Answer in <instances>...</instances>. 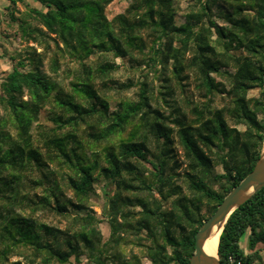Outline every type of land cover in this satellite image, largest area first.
<instances>
[{
    "label": "trees",
    "instance_id": "1",
    "mask_svg": "<svg viewBox=\"0 0 264 264\" xmlns=\"http://www.w3.org/2000/svg\"><path fill=\"white\" fill-rule=\"evenodd\" d=\"M33 1L39 8H5L35 46L10 57L0 81V264H141L129 244L150 264H189L202 221L252 170L264 141V0H196L180 25L173 0H128L110 19L113 0ZM115 59L157 73L156 95L141 81L136 100L112 99ZM190 72L200 98L185 100L187 117L174 94ZM220 95L229 102L217 108ZM44 111L49 125H36ZM99 180L105 240L91 207ZM37 211L67 224L40 223ZM261 252L264 187L231 213L217 245L221 264H264Z\"/></svg>",
    "mask_w": 264,
    "mask_h": 264
},
{
    "label": "rangeland",
    "instance_id": "2",
    "mask_svg": "<svg viewBox=\"0 0 264 264\" xmlns=\"http://www.w3.org/2000/svg\"><path fill=\"white\" fill-rule=\"evenodd\" d=\"M23 1L25 4L39 8V5L35 3L33 0H23ZM173 2L176 9L175 21L177 25H180L184 21L183 18L184 15L188 12V10L191 7L196 5V0H173ZM24 3L20 2L16 4V11L14 12V15L16 17H21V15L25 12ZM128 4H129L128 0H113L105 8V14L107 18L110 19L118 14L125 13ZM7 5H8V0H0V81L5 76V74L11 69L12 62L10 60V57L14 56L18 52L23 53L24 49L29 45L35 46L34 44L26 43L25 41H23L16 32V24L9 23L6 14L7 12L5 11ZM213 11L216 13L215 9H213ZM215 19L218 25L222 23L220 19L216 17ZM51 48L53 49V47ZM39 50L40 49H38V51ZM241 53L243 54L242 51ZM94 57L95 56H93L90 60L93 61ZM114 62L116 63V65H118V69L111 74V77L115 85H113L114 88H112V90L108 91V95H110L112 99L120 100L123 98H127L129 100H136V93L138 91L137 86L138 83L141 81H146L149 90L153 91L155 95L157 91H159L160 85H162L163 82L161 78L157 79V77L159 76L157 73H154L150 69L144 68V66H141V68H139L135 63H131L127 59H115ZM62 69H63V65H61V70ZM43 70L46 72L48 71V60L44 62ZM228 70L231 71V69ZM57 80L60 81L63 84V86H66L67 82L66 81L62 82V75L59 74ZM217 80L220 79L218 78ZM221 81L228 89L229 83L225 79H222ZM183 83L185 84V88L183 92H180L179 89H176L174 94V99L176 100L177 106H179L181 110L186 113V116L189 117L190 114L185 106V100L186 99L198 100L200 97L196 93L194 88L195 77L192 72L188 74V79L183 81ZM128 84H130V86L126 88ZM118 85H121L122 88L117 89ZM123 86H125V88ZM257 96H258V90H251L248 93V97L252 98ZM228 102H229L228 99H226L223 95H220L214 98L213 105L217 108H221L223 106L228 105ZM159 105L162 106L166 114H169L171 112V108L166 107L161 101H159ZM115 106L116 103L114 105L112 104L111 108H114ZM36 125H40L43 127L49 125L48 122L45 120V111L40 115L39 121L37 122ZM36 125H34V128L36 127ZM239 128L242 129L241 127ZM177 151L179 156L178 159L179 161H181L182 158L180 157L179 148L177 149ZM217 170L220 171L219 168H217ZM37 176L38 174H32L31 176L29 175V177H34V178ZM177 183L181 187L182 193L183 194L186 193V186L183 185L181 180L178 181ZM103 184L104 182H101V180H99V182H97L96 185L94 186L96 196L92 198L91 207L101 220L100 224L98 225V229L102 235V239L105 240L109 236V227L107 225L106 217L103 214V209L106 205V198L103 195V191H104ZM32 193L41 195L42 191L40 188H38L36 190H32ZM69 196L70 193H67V197ZM171 200L172 198H170L165 203H163V207L165 209L170 208ZM25 211L26 213H28V210ZM34 217L40 223L46 224L48 226L58 227L60 229H64V227L67 224L65 219L48 211H37L35 212ZM246 241H247V235H245L240 240V246L243 248L245 252H248L246 248ZM126 250L132 251L133 253L137 254L138 257L140 258L141 264H150L149 260L144 256V254H142L139 251V249L136 246L129 244L126 246ZM260 254L262 260L264 261V253L261 252ZM11 260H15V258ZM81 262L85 263L84 258H81ZM70 264L73 263L71 262Z\"/></svg>",
    "mask_w": 264,
    "mask_h": 264
},
{
    "label": "water",
    "instance_id": "3",
    "mask_svg": "<svg viewBox=\"0 0 264 264\" xmlns=\"http://www.w3.org/2000/svg\"><path fill=\"white\" fill-rule=\"evenodd\" d=\"M264 187V141L259 157L248 175L242 179L217 205L212 214L202 221L194 235V251L189 264H221L218 256H210L204 250V242L213 232L223 230L231 213Z\"/></svg>",
    "mask_w": 264,
    "mask_h": 264
},
{
    "label": "bare ground",
    "instance_id": "4",
    "mask_svg": "<svg viewBox=\"0 0 264 264\" xmlns=\"http://www.w3.org/2000/svg\"><path fill=\"white\" fill-rule=\"evenodd\" d=\"M220 230L213 232L210 237L204 242V250L210 256H216L217 245L219 241Z\"/></svg>",
    "mask_w": 264,
    "mask_h": 264
}]
</instances>
